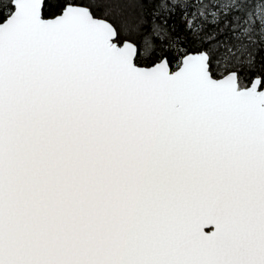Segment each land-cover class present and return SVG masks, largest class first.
I'll return each instance as SVG.
<instances>
[{"label": "snow or ice", "instance_id": "6c2138e0", "mask_svg": "<svg viewBox=\"0 0 264 264\" xmlns=\"http://www.w3.org/2000/svg\"><path fill=\"white\" fill-rule=\"evenodd\" d=\"M0 264H264V0H0Z\"/></svg>", "mask_w": 264, "mask_h": 264}]
</instances>
